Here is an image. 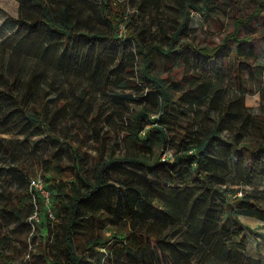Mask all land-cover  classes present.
I'll return each mask as SVG.
<instances>
[{"label":"trees","instance_id":"1","mask_svg":"<svg viewBox=\"0 0 264 264\" xmlns=\"http://www.w3.org/2000/svg\"><path fill=\"white\" fill-rule=\"evenodd\" d=\"M16 1L19 25L0 41V124L26 117L48 130L47 121L53 114L50 106L55 103L59 110L66 109V103L56 95L50 97V88L54 87L48 81L49 64L55 63V58L62 62L65 56L60 53L63 42L79 38V29L83 27L92 29L93 37L111 39L114 31L124 24L128 26L127 33L133 36L129 25L135 21V14H127V0ZM196 1L186 0V6L201 9ZM252 1L255 8L245 13L244 20L258 23L264 12V0ZM209 2L206 0L203 12H208ZM234 18L236 24L241 22L240 18ZM186 20L187 17L174 34L173 42L186 35L183 31ZM98 23L101 24L99 31ZM236 32L237 29L230 35L235 36ZM252 33L254 30L244 37V43L237 44L240 70L243 65L252 67L248 61L258 55L256 45L251 42ZM220 50V46L214 47L207 57L210 60L218 57L226 64L224 59L228 54L223 55L220 52L224 50ZM54 51L57 53L50 61ZM157 51L168 53L159 45L147 49L141 45L146 67ZM32 56L48 63L42 62L43 67L34 66L24 78L26 60ZM214 68L223 73L217 66ZM145 76L150 88L162 95L161 106L165 111L170 97L169 79L153 77L147 68ZM196 90L200 91V86ZM243 99L241 96L221 105L215 125L202 127L193 137V143H183L174 158L165 162L160 157L169 145V134L163 126L154 127L161 154L155 159L154 153L145 151L152 147L150 133L147 137L139 134L142 118L147 114L144 111L140 112L135 137L138 152L131 155L106 158L107 136L101 135L102 126H92V134L98 139L96 154L86 163L80 155L81 142L75 145L74 134L63 132L58 140L69 143L75 151L70 171L56 157L38 163L44 183L55 189L52 207L66 210L64 222L53 221L60 230L54 238L61 254L51 255L50 238H45L41 243L45 255L42 264H264L261 259L245 254L246 227L239 218L243 214L264 222V189H246L256 179L264 185V107L253 115L251 109L243 106ZM82 102L83 97H79L78 106ZM92 114L95 120L99 116L97 111ZM0 146L10 151L1 138ZM124 165L140 173L127 170ZM119 168L124 173L120 180L114 179ZM25 169L28 177L35 175V169L28 166ZM152 172L156 180L151 177ZM66 182L71 183L70 188L63 187ZM116 192H120L119 196L109 210L122 220L113 223L107 235L102 232L108 225L107 220L99 213L111 208L109 201ZM24 197L27 199H14L11 213L20 219L30 218L34 224L32 215L35 211L42 213L45 206L42 191L32 188ZM81 205L91 212L85 213ZM125 213L129 214L126 219ZM49 232L53 231L49 229ZM35 240L33 232L30 241ZM98 247H104V251ZM2 258L6 260L3 264L15 262L13 255H2Z\"/></svg>","mask_w":264,"mask_h":264},{"label":"rangeland","instance_id":"2","mask_svg":"<svg viewBox=\"0 0 264 264\" xmlns=\"http://www.w3.org/2000/svg\"><path fill=\"white\" fill-rule=\"evenodd\" d=\"M127 1V14H135V21L129 25L133 36L127 33L128 26L124 24L114 31L111 39L93 37V30L83 27L79 29V38H68L64 45L62 43L60 53L65 55L62 62L55 58L57 51L50 54V61L53 57L56 59L48 69V81L54 87L50 88V97L56 95L66 103V109L59 110L55 103L50 106L53 114L47 121L48 130L26 117L0 124V138L10 148L7 151L0 146V264L6 261L2 255L15 256L14 264H42L45 255L41 243L45 238H50V254H61L54 238L60 230L53 221L64 222L66 210L58 211L52 207L55 189L44 183L38 163L56 157L70 171L74 166L75 151L69 143L58 140L63 132L74 134L75 145L81 142L80 155L86 163L96 154L98 139L92 134V126H102L101 135L107 136L106 158L131 155L138 152L135 137L140 112L144 111L147 114L142 116L143 127L139 134L147 137L150 133L152 147V150L146 148L145 151L154 153L155 159L161 154L158 132L154 127L163 126L169 134V145L160 157V161L165 162L174 158L183 143H193V137L202 127H213L224 103L244 96L242 104L251 109L253 115L264 107V12L258 23L246 22L245 13L255 8L252 0H211L208 12L202 11L206 0L196 1L201 9L186 6V0ZM232 15L241 22L236 24L237 19ZM18 16V1L0 0V41L18 27ZM185 17L188 18L183 30L186 35L173 42L172 38ZM99 29L100 23L97 31ZM236 29L235 36L230 35ZM251 29L254 30L251 42L256 45L258 55L255 60L248 61L252 67L243 65L240 70L237 44L245 42L244 37L253 31ZM141 45L146 49L159 45L168 53L157 51L146 67ZM216 46H220V51L224 50L221 54H228L224 59L227 65L222 64L223 59L210 60L207 57ZM56 47L58 49L60 44ZM39 60L35 56L26 60L24 78L34 66L43 67L42 62L48 63ZM216 66L223 73L215 70ZM145 68L153 77L169 79L170 97L165 111L161 106L162 95L150 88ZM56 76L57 80H54ZM199 86L200 91H197ZM79 97H83L80 106L77 103ZM95 111L99 114L96 120L94 114L91 115ZM27 166L36 170L32 177L26 175ZM123 168L132 170L126 165ZM123 171L122 168L116 170L114 179L120 180ZM150 175L156 180L153 172ZM39 179L44 189L45 206L42 213L34 212L33 224L30 218L20 219L12 214L10 206L16 197L26 200L25 194L38 188L34 182ZM63 187L70 188L71 183L66 182ZM253 188L263 190L264 185L256 179L252 185L246 186L247 190ZM119 193L116 192L109 201L111 208L99 213L103 220H107L108 225L102 229L107 235H110L113 223L122 220L109 210L113 209ZM80 208L85 213L91 212L84 205ZM128 217L129 214L125 213L124 219ZM239 218L246 227L245 254L250 257L258 255L264 261V228L257 227L260 224L255 217L242 214ZM33 232L36 240L30 241ZM97 249L104 251V247Z\"/></svg>","mask_w":264,"mask_h":264},{"label":"crops","instance_id":"3","mask_svg":"<svg viewBox=\"0 0 264 264\" xmlns=\"http://www.w3.org/2000/svg\"><path fill=\"white\" fill-rule=\"evenodd\" d=\"M255 219H257V218H255ZM258 221H259V226H257L258 228H264V222L263 221H261V220H259V219H257ZM256 240H260V239H255V241ZM263 242V241H262ZM264 243V242H263ZM253 258H256V259H261L262 260V258H260L258 255H255V256H252ZM263 261V260H262ZM264 262V261H263Z\"/></svg>","mask_w":264,"mask_h":264},{"label":"built area","instance_id":"4","mask_svg":"<svg viewBox=\"0 0 264 264\" xmlns=\"http://www.w3.org/2000/svg\"><path fill=\"white\" fill-rule=\"evenodd\" d=\"M34 183H35V185H36L38 188H40L39 190L44 191V189H43V185H42V182H41L40 179L38 180V182H34ZM38 188H37V189H38Z\"/></svg>","mask_w":264,"mask_h":264}]
</instances>
